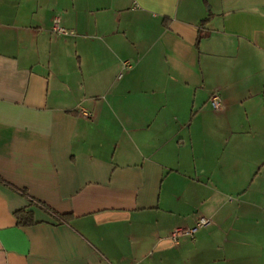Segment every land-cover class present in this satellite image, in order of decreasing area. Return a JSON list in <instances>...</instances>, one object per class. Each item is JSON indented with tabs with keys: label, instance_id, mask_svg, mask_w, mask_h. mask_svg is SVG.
Listing matches in <instances>:
<instances>
[{
	"label": "crops",
	"instance_id": "obj_1",
	"mask_svg": "<svg viewBox=\"0 0 264 264\" xmlns=\"http://www.w3.org/2000/svg\"><path fill=\"white\" fill-rule=\"evenodd\" d=\"M0 264H264V0H0Z\"/></svg>",
	"mask_w": 264,
	"mask_h": 264
},
{
	"label": "built area",
	"instance_id": "obj_2",
	"mask_svg": "<svg viewBox=\"0 0 264 264\" xmlns=\"http://www.w3.org/2000/svg\"><path fill=\"white\" fill-rule=\"evenodd\" d=\"M60 33L66 34L67 32L63 29H57ZM124 68H129V65L127 63L124 64ZM209 103L212 107V109L216 112L222 110V99L221 96L219 95L218 92H214L210 98H209ZM84 114V112L82 113ZM86 115V113L84 114ZM209 224V221L202 218L199 219L198 222L195 224L194 227L192 228H177L175 229L172 234H171V240L173 243L178 244L179 239L181 237H188L190 239L194 238L195 233L198 231V229L205 227Z\"/></svg>",
	"mask_w": 264,
	"mask_h": 264
},
{
	"label": "trees",
	"instance_id": "obj_3",
	"mask_svg": "<svg viewBox=\"0 0 264 264\" xmlns=\"http://www.w3.org/2000/svg\"><path fill=\"white\" fill-rule=\"evenodd\" d=\"M18 223L21 226H29L33 223L32 216L30 214L18 213Z\"/></svg>",
	"mask_w": 264,
	"mask_h": 264
}]
</instances>
